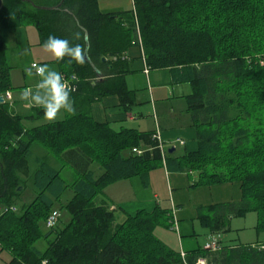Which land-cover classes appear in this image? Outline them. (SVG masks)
I'll list each match as a JSON object with an SVG mask.
<instances>
[{
	"label": "trees",
	"instance_id": "1",
	"mask_svg": "<svg viewBox=\"0 0 264 264\" xmlns=\"http://www.w3.org/2000/svg\"><path fill=\"white\" fill-rule=\"evenodd\" d=\"M28 23L42 42L53 34L84 49L88 32L89 56L105 77L99 79L87 60L57 63L74 85L70 97L77 106L115 94L130 108L136 90L126 83V51L140 45L149 69L168 68L175 81L190 85L185 100L197 150L174 156L164 149L163 157L154 132L117 130L86 110L27 126L26 119L42 109L34 107L28 117L10 109L5 94L13 86L3 31ZM77 31L82 39L73 41ZM0 96V250L11 255L6 264H196L200 257L209 264H264V242L199 246L182 256L155 233L171 225L165 208L120 219L101 197L107 185L134 175L148 186L149 172L165 159L168 170L196 172L192 186L241 183L239 201L199 207L212 233L250 211L257 214L256 230H264V0H132L131 8L116 11H101L99 0H3ZM33 144L60 166L37 155L31 172ZM65 166L76 173L70 182L61 175ZM68 190L72 195L63 203ZM53 210H65L69 219L44 231ZM42 238L43 250L35 245Z\"/></svg>",
	"mask_w": 264,
	"mask_h": 264
},
{
	"label": "crops",
	"instance_id": "2",
	"mask_svg": "<svg viewBox=\"0 0 264 264\" xmlns=\"http://www.w3.org/2000/svg\"><path fill=\"white\" fill-rule=\"evenodd\" d=\"M53 1L43 0L41 2L46 4ZM116 10L119 9H101V11ZM26 27L27 25H21L12 28L15 40V45L11 48L13 54L26 58L25 68L31 63H36L37 61L34 60L36 59L39 64H48L60 73L59 65L54 57H50L48 54L43 55L42 52H33L31 46L42 44L41 36L36 26L37 36L32 28ZM3 37L7 45L4 31ZM32 40L33 42H31ZM26 49L28 50L27 52L25 51ZM6 56L8 60L7 53ZM126 56L130 60L129 68L131 70L126 75V83L128 87L136 90L135 103L130 108H127L117 95H105L102 98H95L87 104L83 103L78 106L75 104L77 100L74 103L72 102L74 111H89L95 121L108 123L117 130L128 127L140 131L154 132V134L159 133L162 146L174 156L197 150V130L191 125V117L187 111L185 100V96L191 91L190 85L186 82L175 81V77L168 68L149 69L140 45L130 47L126 51ZM10 66L11 68L15 67V65ZM101 71L103 74L101 79H103L105 72L103 69ZM23 75L27 80H33V85H26L24 90H17L16 88L19 85H14L9 90L11 98H6V95L5 98L12 112L28 117L35 113L33 110L35 106L22 99L21 94L25 90L34 89L39 77L34 74L29 77L25 69ZM66 116V113H61L53 120H46L43 116V111H40L37 112L36 117H28L25 122L27 126H33L43 122L62 120ZM28 123L32 125H28ZM129 123L133 124V126L129 127L127 125ZM178 146H183L184 151L177 153ZM35 147L33 149L34 161L37 155L40 157L47 156L44 148ZM171 148H173L172 152L169 151ZM47 160L54 166L56 162H59L51 155L47 156ZM197 179L198 175L196 172L189 175L186 172L168 170L165 159H163L161 165L149 172L148 186L143 184L140 176L134 175L107 185L101 192V197L107 198L111 202V207L118 209L117 212L120 219H123L126 215H133L140 210L152 211L156 206L165 208L170 215L171 225L169 228L159 226V229L163 228L164 239L157 234L158 227L155 229V233L170 247L180 252H186L199 246H204L209 237L215 235L199 218V207L225 202H237L242 195L239 181L192 186ZM229 221L226 228L229 227ZM200 234L204 236L203 243L200 241ZM256 242L262 243V241L249 243ZM219 243L222 245L235 244L222 243L220 241Z\"/></svg>",
	"mask_w": 264,
	"mask_h": 264
},
{
	"label": "rangeland",
	"instance_id": "3",
	"mask_svg": "<svg viewBox=\"0 0 264 264\" xmlns=\"http://www.w3.org/2000/svg\"><path fill=\"white\" fill-rule=\"evenodd\" d=\"M37 3H42L41 1L43 0H34ZM99 6L101 9H119V10H125L129 9L132 7V0H99ZM26 28H32V30L36 33V36L38 35L37 29L34 26L33 23H28ZM4 36L6 37L7 40V45H8V50H7V55H8V64L10 65H15L14 68L10 69V82L11 85H19L17 86V90H24L26 89V85L32 86L34 81L33 80H27L26 77H24L23 72L25 69V65L27 63L26 58H22L20 56H15L12 51V46L15 45V40H14V33L13 29L9 28L4 30ZM33 42V40L31 41ZM42 44H36L31 46L33 48V52H42L43 55H50L52 56L51 53L45 51L42 46ZM53 57V56H52ZM37 61L36 63L39 64L38 60L34 59ZM31 61V60H30ZM21 85V86H20ZM9 92V91H8ZM6 95V94H5ZM28 125H32L31 123H28ZM129 127H132L133 124H127ZM36 146V147H35ZM35 148H42L38 144H33V149ZM168 147V146H167ZM183 146H178L177 147V153L183 152ZM52 162V161H51ZM60 165V161L56 162L55 166L58 167ZM29 166L31 169V172L34 171L36 167V162L33 159V155L29 158ZM62 177L67 181L70 182L72 181L76 173L72 167L65 166L61 172ZM114 184V183H113ZM26 199L30 197V191L28 190L26 193ZM72 195L70 190L66 191L63 197L61 198L63 203L66 202V200ZM60 212V219L58 222V225L61 227L67 222L69 219L68 213H66L65 210H61ZM256 213L255 212H249L245 214L244 216H234L230 219L229 221V227L226 230H223L219 233H215L214 236L217 237V239L222 242V243H249V242H254V241H264V230L257 231L255 228L256 224ZM43 230H47V227L45 226V223L42 225ZM169 228V227H168ZM163 228L158 227L157 229V234L160 237H163L164 239V231H162ZM205 232V230L203 229ZM202 234V233H201ZM199 235L200 241L203 243L204 236ZM39 249L43 250L47 246V240L45 238L40 239L39 241L36 242L35 244ZM11 255L9 251L6 250H0V264H6V262L10 259ZM206 264H209L207 259H206Z\"/></svg>",
	"mask_w": 264,
	"mask_h": 264
},
{
	"label": "clouds",
	"instance_id": "4",
	"mask_svg": "<svg viewBox=\"0 0 264 264\" xmlns=\"http://www.w3.org/2000/svg\"><path fill=\"white\" fill-rule=\"evenodd\" d=\"M83 38L86 39V34ZM81 39V32L77 31L73 34V41ZM41 46L45 51L52 54L57 63L65 61V58H67L66 63L68 64L73 62L76 64L85 63L86 55L83 45L80 43L70 42L67 38L49 34ZM25 72L29 77L34 74L39 79L35 88L25 90L21 94V98L42 109L46 120H53L61 113L68 115L74 113L70 90L58 71L48 64L31 63L25 68Z\"/></svg>",
	"mask_w": 264,
	"mask_h": 264
},
{
	"label": "built area",
	"instance_id": "5",
	"mask_svg": "<svg viewBox=\"0 0 264 264\" xmlns=\"http://www.w3.org/2000/svg\"><path fill=\"white\" fill-rule=\"evenodd\" d=\"M63 79L66 83V86L69 88V90L74 89V85L69 80H67L65 77H63ZM6 98H9V99L11 98V94L9 92L6 93ZM154 136H156L160 140V149H161V152L163 155L164 154V151H163L164 147L162 146V142H161L159 133H156ZM133 150L136 151L137 153L141 152V150H139L137 148H133ZM163 157H164V155H163ZM59 218H60V212L58 210H53L50 213V215L47 217V219L45 221V226L48 228L56 226V224L59 221ZM175 225H176V222H175ZM219 247H220L219 240L214 235H211L209 237V239L204 244V248L209 249V250H215V249H218ZM181 255L184 256L183 251L181 252ZM196 264H206V259L205 258H199L198 261L196 262Z\"/></svg>",
	"mask_w": 264,
	"mask_h": 264
},
{
	"label": "water",
	"instance_id": "6",
	"mask_svg": "<svg viewBox=\"0 0 264 264\" xmlns=\"http://www.w3.org/2000/svg\"><path fill=\"white\" fill-rule=\"evenodd\" d=\"M2 7H3V0H0V10L2 9ZM85 34H86V39H84L85 40V49H84V52H85V55H86V60L93 66V68H94V70H95V72L97 74V77L99 79H101L103 77L102 71L97 66H95L93 64V62H92V60H91V58L89 56V53H88L89 46H90V43H89V35H88V32L87 31H85ZM102 59L103 60H106V57H102ZM3 100H4V97L3 96H0V101H3ZM169 151L172 152L173 151V148H171Z\"/></svg>",
	"mask_w": 264,
	"mask_h": 264
}]
</instances>
